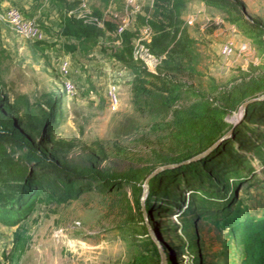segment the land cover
<instances>
[{
    "label": "rangeland",
    "instance_id": "obj_1",
    "mask_svg": "<svg viewBox=\"0 0 264 264\" xmlns=\"http://www.w3.org/2000/svg\"><path fill=\"white\" fill-rule=\"evenodd\" d=\"M234 1L241 11L204 0H90L89 13L101 20L98 27L105 35L92 42L73 41L74 51L61 36L58 19L63 21L69 12L81 14L78 0H66L70 7L63 0H39V6L57 7L58 19L45 12L33 18L21 10L37 21L49 43L21 39L0 23V113L21 124L45 164L82 176L95 172L128 180L124 191L113 194L93 191L69 202L40 197L15 226L0 219V264H131L140 254L152 258L148 241L156 251L149 264H238L242 253L237 233L215 227L209 219L196 221L184 211V203L191 200L187 191L194 184L189 176L181 175L183 182L175 184L162 176L163 188L154 200L162 211L151 218L146 214L163 256L142 212L146 170L176 169L196 161L205 153L198 154V149L212 131L210 120L233 125L244 101L262 95L252 90L264 84V42L252 37L246 21L264 29V0ZM155 15L164 26L158 32L148 23ZM124 22L126 32H134L133 41L150 34L152 49L165 59L158 72L180 84L179 91L170 92L160 81L137 77L128 69L133 62L140 64L126 52L125 35L117 33ZM108 24L113 31L107 30ZM227 42L235 47L228 58L221 54ZM243 45L248 46L246 52H241ZM64 60L71 64L75 93L66 91L60 69ZM112 87L119 93L116 106L109 99ZM146 90L164 92V107H149ZM53 101L58 127L35 130L34 121ZM227 101L236 107L220 120L215 112L231 108ZM246 126V136L256 146L240 140L232 149L254 168L257 183L239 195L260 214L264 121L255 119ZM23 161L19 152L14 154L16 164L26 165ZM34 163L28 167L35 168ZM15 175L13 165L0 167V191L2 182ZM217 179L229 182L224 175Z\"/></svg>",
    "mask_w": 264,
    "mask_h": 264
},
{
    "label": "trees",
    "instance_id": "obj_2",
    "mask_svg": "<svg viewBox=\"0 0 264 264\" xmlns=\"http://www.w3.org/2000/svg\"><path fill=\"white\" fill-rule=\"evenodd\" d=\"M4 1L0 0V10L3 9ZM204 1L211 6L222 5L241 11V8L234 0ZM63 2L70 7L66 0H63ZM142 19L145 20L146 18ZM157 19L155 15V18L148 23L158 32L164 26H162L161 22L158 23ZM246 22L250 26V32H254L252 37L260 38V42H264V29L250 20ZM113 27L112 24H108L107 30L113 31ZM60 33L66 42L69 43L67 44L69 45L68 48L73 51L76 50V46H70L73 41L79 43L92 42L105 35V31L101 30L97 25L88 23L76 16L68 15L63 18ZM124 35L125 50L129 55L132 53V58L134 59L133 44L132 47L130 46L134 32H125ZM37 42L49 43L46 39ZM149 47L153 54L159 56L154 52L150 44ZM134 61L136 60L134 59ZM164 61L165 59L162 60L155 73L148 71L138 61L136 62L140 66L133 62L127 67L137 77L145 75L169 87L170 92L179 91L181 88L180 84L171 81L166 75L158 72ZM256 89L258 91L253 93L260 91L262 95L264 94L263 83L254 87L252 91ZM144 93L147 97L146 104L149 107L155 110L164 107L167 101L164 92L146 90ZM55 105L56 101H53L49 106V110L34 121L35 130L39 129L44 132L50 129V131H53L58 127V122L55 120V114L57 113L54 110L56 108ZM227 105V107L231 108H225L221 112L216 110L215 112L216 115L221 116L220 120L224 118L227 112L236 107L229 101H227ZM165 107L167 108V105ZM255 119L264 121V100L251 104L244 118L237 124L232 134L209 153L194 162L184 164L176 169L160 171L152 176L148 181V192L144 202L145 213L151 218L158 211H162L154 202L156 198L160 197L161 189L163 188L164 182L161 181V177H169V180L175 184L183 182L184 178L182 179L181 175L189 176L190 181H194V184L191 185L190 191H187L191 200L187 206L184 203V211L188 214L190 213L189 215H194L196 221L209 219L215 227L225 230L229 229L237 233V245L241 248L242 253L238 264H264V203L259 209L260 214H256L251 211V207L241 200L239 195L243 188L249 189L257 183V176H255V170L248 164L247 159L239 152H235V149L234 151L232 149L235 147L236 142L240 140L251 147L256 146V143L246 136V124ZM210 121L213 125L212 131L204 136L202 142L204 145L199 147L198 154L206 152L233 128V125H224L215 120ZM7 147L10 148V151ZM17 152L24 157L26 161L23 162L26 165H19L14 162V154ZM32 162H35V168L30 169L28 164H33ZM8 164L17 168V175L10 176V180L2 182L4 187L0 191V219L9 226H15L25 220L40 197L45 196L50 201L54 199L57 202H69L93 191L113 194L117 191H124L128 186L127 179L106 177L95 172L91 173L90 176H82L71 173L70 169L60 168L54 164H45L41 157L37 155L32 139L28 138L22 131L21 124L0 113V167L3 165L8 166ZM153 169L149 168L146 170V176ZM179 172H181L180 176H176ZM220 175L226 176L229 182L218 180L217 177ZM153 245L151 241H148L147 246L152 258H146V255L140 254L139 256H134L131 264H149V261L153 263L155 261L153 256L156 254Z\"/></svg>",
    "mask_w": 264,
    "mask_h": 264
},
{
    "label": "built area",
    "instance_id": "obj_3",
    "mask_svg": "<svg viewBox=\"0 0 264 264\" xmlns=\"http://www.w3.org/2000/svg\"><path fill=\"white\" fill-rule=\"evenodd\" d=\"M80 7L82 8V13L77 15L73 12H69L68 16H76L77 18L83 19L88 23L95 24L97 26H102V22L99 18L92 17L88 10V2L90 0H78ZM134 0H127L128 4H132ZM135 10H132L134 12ZM118 16V15H116ZM0 23H4L10 26V28L24 40L31 41H43L46 39L45 32L40 28L39 24L35 19H28L17 8H7L0 10ZM128 22H124L119 26L117 33L123 35L126 30H128ZM150 44V34L146 33L144 36L134 39L133 41V57L136 61L143 64V66L150 72L155 73L157 68L162 63L164 59L162 56H156L152 53L149 47ZM248 49L247 45H243L241 52H246ZM234 44L232 42H227L221 48V54L228 58L234 54ZM61 72L66 78L65 87L68 93H75L77 87L73 80L71 79V64L68 60H64L60 66ZM109 99L113 106L119 104V93L116 87H112L109 91Z\"/></svg>",
    "mask_w": 264,
    "mask_h": 264
},
{
    "label": "crops",
    "instance_id": "obj_4",
    "mask_svg": "<svg viewBox=\"0 0 264 264\" xmlns=\"http://www.w3.org/2000/svg\"><path fill=\"white\" fill-rule=\"evenodd\" d=\"M39 3H41L39 2V0H5L2 5V8L5 9V8L15 7V8H18L24 11L26 15H29L30 17H33V18L41 17V13L45 12L49 17H51V19H54V16L57 17L58 19L59 12H58L57 7L49 8L50 5H48V3H45L42 6H39L38 5ZM58 20L59 22H62L60 19ZM53 21L50 24H48V21L47 22L45 21V24L52 26L54 24Z\"/></svg>",
    "mask_w": 264,
    "mask_h": 264
},
{
    "label": "water",
    "instance_id": "obj_5",
    "mask_svg": "<svg viewBox=\"0 0 264 264\" xmlns=\"http://www.w3.org/2000/svg\"><path fill=\"white\" fill-rule=\"evenodd\" d=\"M261 100H264V94L263 95H260L258 97H255V98H251L247 101H245L242 105H241V108H240V111L238 113V117H237V120L236 122L233 124V128L226 134L224 135L219 141H217L212 147H210L205 153L201 154L199 158L203 157L205 154L209 153L213 148H215L216 146H218L220 143H222L224 140H226L231 134L232 132L234 131L235 127L237 126V124L244 118L245 114H246V111L248 109V107L255 103V102H258V101H261ZM163 168V167H162ZM162 168H158L156 170H154L153 172H151L146 181H145V186H144V193H143V197H142V212H143V216L146 220V224H147V228L149 230V234H150V237L152 238V240L155 242V244L157 245V248H158V253L160 254V256L162 255L163 256V253L161 251V248L159 247V244L156 240V238L154 237L153 233L151 232V229H150V226L148 224V220H147V215L145 213V208H144V204H143V199L145 198V194L147 193V185H148V181L149 179L154 176L155 174H157L158 172H160V170Z\"/></svg>",
    "mask_w": 264,
    "mask_h": 264
},
{
    "label": "bare ground",
    "instance_id": "obj_6",
    "mask_svg": "<svg viewBox=\"0 0 264 264\" xmlns=\"http://www.w3.org/2000/svg\"><path fill=\"white\" fill-rule=\"evenodd\" d=\"M174 219L178 221V218L177 217H175Z\"/></svg>",
    "mask_w": 264,
    "mask_h": 264
}]
</instances>
